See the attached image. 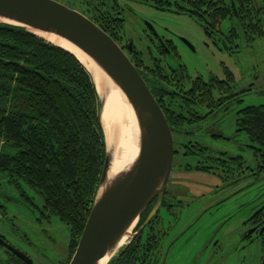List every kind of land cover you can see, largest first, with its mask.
Instances as JSON below:
<instances>
[{"label":"trees","instance_id":"obj_1","mask_svg":"<svg viewBox=\"0 0 264 264\" xmlns=\"http://www.w3.org/2000/svg\"><path fill=\"white\" fill-rule=\"evenodd\" d=\"M227 4L223 0H196L192 18L211 36L210 29L229 18ZM207 5L211 6L209 12H205ZM252 9L248 16L240 15L238 23L244 24L242 29L236 34H223L224 40L237 41L239 48L243 37L248 43L264 39L263 2L253 3ZM84 14L113 38L114 34L100 25L103 18L90 11ZM115 27L117 32L124 30L125 23ZM146 49L131 59L155 96V88L162 86L160 93L170 88L168 85L174 83L170 79H178V73L187 89V106L190 99H196L191 104L215 110L225 101L242 103L243 95L253 90L251 87L239 91L235 75L227 68L225 79L213 78L212 86L202 77L193 80L182 71L170 72L154 63L156 54L151 45ZM226 50L234 53L233 47ZM189 113L193 112L187 110ZM238 116L239 132L247 134L264 166V105L247 107ZM106 156L102 102L86 67L72 53L27 29L0 25V175L15 189L21 191L24 184L42 196L44 206L40 210L49 223L58 218L70 227L64 264H70L78 248L96 200ZM136 256L132 254L134 262ZM123 260L121 257L112 264H127ZM17 264L22 262L17 259Z\"/></svg>","mask_w":264,"mask_h":264},{"label":"rangeland","instance_id":"obj_2","mask_svg":"<svg viewBox=\"0 0 264 264\" xmlns=\"http://www.w3.org/2000/svg\"><path fill=\"white\" fill-rule=\"evenodd\" d=\"M135 12V15L132 13L127 15L125 35L127 38L135 39L139 50L146 52L149 43L144 31L152 28L159 37L175 44L181 63L185 65L192 78L203 77L209 80L212 76H217L222 79L225 78L224 68L228 67L235 75L239 91L254 88L249 95L243 97L242 103L232 106L229 112L218 113L216 119L221 122L219 127L224 134V139H213L209 135L198 132L196 135L187 136V142L190 140L200 142L202 146L208 148L210 154L243 157L248 165L258 170L254 156L255 146L245 132L237 133V121L239 111L250 106L264 105V39H257L250 44L246 40L243 43L241 41L239 48H236L240 52L231 54L221 43L216 46L213 43L214 40L207 36L202 26L192 17L157 11L144 5H136ZM229 24L228 20L222 24V30L225 33L229 30ZM145 58H147L146 54ZM172 65L177 67L178 63L172 62ZM200 112L206 114L207 110L200 109ZM211 122L208 121L206 125ZM206 125L204 124V128ZM258 174L262 180L254 185L252 193L227 205L231 208L230 213L235 214L241 210L232 221L234 224L227 230L219 229L220 225H218L226 217L227 212L221 211L213 216H207L208 214L203 216L204 207L207 205H202L200 202L205 194L208 196L204 202L213 200L209 195H211L212 186L218 183L204 177L208 175L199 176L198 174L193 175L191 181L187 182V175H184L181 184L174 191L180 190L184 194L191 191L192 196L197 197L200 203L194 201L190 203V207L176 213L180 217L167 241L174 242L176 239L178 241H175L174 246L167 251L165 264H207L210 257L208 242L212 236L220 233L218 238H221L242 228L252 209L259 207L258 204L264 200V191L261 190V185L264 183V170H260ZM226 196L227 194L222 198ZM179 199L185 205L187 201H191L187 200V195ZM0 206V233L7 237L12 246L30 256L35 264L66 262L71 235L70 227L58 218H53L50 224L42 218L39 210L44 206L42 196L24 184L21 191L17 190L8 185L7 179L0 175ZM181 235L183 236L179 239ZM239 240L240 237L235 236L234 247L230 245L226 247L229 257L225 260L232 258L233 261L229 264H259L258 244L249 246L243 252L232 253V249H237L241 245ZM227 241L224 240V242ZM164 245L166 248L168 243ZM5 253V250L0 248V264L1 259L6 256ZM225 260L220 261L219 264H226Z\"/></svg>","mask_w":264,"mask_h":264},{"label":"flooded vegetation","instance_id":"obj_3","mask_svg":"<svg viewBox=\"0 0 264 264\" xmlns=\"http://www.w3.org/2000/svg\"><path fill=\"white\" fill-rule=\"evenodd\" d=\"M57 1L83 14L87 13V11H90L92 15L103 18L104 20L100 25L108 29L107 31H109L111 35L114 34L113 39L125 51L129 58H132L134 54L140 55L141 53L138 49L139 47L136 44L135 39L127 38L125 33L127 26V15L128 13H132L133 15L136 14V5H144L157 11H164L169 13L173 12L178 15L192 17V11H194V5L192 4H194L196 0H91L92 4L90 2L84 3L82 2L83 0H62L65 1L64 3L61 0ZM223 1H227L228 3L227 5L229 18L227 20L230 23L228 32L225 33L222 30V24L224 21H222L221 25H218L216 29H210V33L212 32L211 36L206 32L204 26L201 24L200 25L204 29L207 36L214 40L213 43L216 44V46H219V43H221V45H224L225 48L233 47V54H237L240 52V50L236 49L238 48V44H236L237 41H226L224 40L223 34L229 35V33H231L232 31H234L235 34L238 33L240 29H242L241 25L244 26V24L238 23L241 17L240 15H242V17L248 16L250 14V11L253 10V3L256 4L258 0ZM260 1H262L264 4V0ZM210 7L211 6L207 5V7L205 8V12H209ZM105 11L107 12V15H104ZM230 19H236L235 22L237 24H234L235 22L231 21ZM123 22L125 23V28L124 30L118 31L120 32L118 33L115 26ZM102 23H105L106 26ZM110 23L115 26H112ZM97 25L99 26V24ZM144 33L148 38V46L151 45L154 49V54H156V59L154 62L155 64H161L165 66L168 70H170V72L178 70L182 71L184 76H190L186 70L185 65L181 63L178 49L172 41H168L165 38L159 37L157 32H155V30L152 28L151 30L147 29V31H144ZM243 41L245 40H242V43ZM139 42L141 43V41ZM172 62L178 63V66L175 67L174 65H172ZM226 68L229 69L228 67ZM178 75L180 74L178 73L175 75L178 79H176L175 77L170 79V82H174L171 85H168L165 81L163 82L170 88H164L163 92L160 93L162 86L159 85L157 86V88H155L157 89V96L153 94L159 102L161 108L163 106L164 109L168 112L170 117L166 116V118L167 120L169 119L168 122L173 127L172 131L175 141V161L171 181L160 211L154 217L151 223L131 244V246L135 244V248L128 251V249L131 247L130 246L126 251L127 253L125 252L122 256L124 259L123 261L127 264H165L167 251L174 246L175 241H178L177 239L174 240V242L171 240L167 241L169 240L167 238L170 236V232L173 226L176 225L180 217L176 213L181 212L186 207H190V203H194V201L198 203L202 202V205H207V207H204L205 210H203V212L205 211V213L203 216H206L207 214V216H213L214 214H218L221 211H226V217H224V219H222L221 222L218 223V225H220L219 229L227 230L234 224V222L232 221L238 215L239 211H241L238 210V212H235V214L230 213L231 211L229 209L231 208H228L227 205L234 201H238L237 199L245 197L252 193L254 185L260 183L262 180L259 176L260 174L258 173L260 170H264V166L261 160L256 157V152L254 156L259 167L258 170L248 165L243 157H233L225 154H210L208 152V148L206 146H202L200 142L191 140L187 142V136L196 135L198 132L203 135H209L213 139H224V134L219 127L221 122L216 119L217 115L221 111H226L225 109L230 111L232 106L239 103L230 104L231 101H225L222 104L216 105L215 107L217 109L212 110L207 106L191 104L196 99H190L189 101L191 103H189V105L187 106V89L183 88L185 87V85L181 82V78L178 77ZM197 78L192 79L196 80ZM213 78H217L220 80L225 79H221L217 76H212L209 80H204L208 81L210 83V86H212ZM252 89L254 88L252 87ZM252 91L247 92L243 96L249 95V93H251ZM213 92L214 94H216L215 91ZM215 96H218V94H216ZM241 100L243 102V97L241 98ZM200 109H206L207 113L202 114L200 112ZM187 110H190V112L193 113L187 114ZM194 113H198L199 116L192 117L191 115ZM208 121L212 122L206 125ZM204 124L206 125L205 128ZM237 133H242L239 132V128ZM197 174L199 176L208 175L204 177L210 178L212 179V181L218 183L212 186L211 195H209L212 196L211 199L213 200H207V202H204V199L208 196L206 194L202 196V201H200L197 197L192 196L191 191H187L185 192V194L180 190L174 191L177 186L181 184L182 180L184 179V175H187L188 182V180L191 181L193 175ZM261 190L264 191V183L261 185ZM225 194H227V196L223 199L222 196ZM186 195L187 200H191L187 201V205H185L184 202L180 201L179 199V197ZM155 204L156 202H154L145 213V215L147 214V217L151 213ZM258 205L259 207L252 209V213L249 214L248 218L243 223L242 228L228 233L226 236L224 235L221 238H218L220 233L212 236V238L208 242L210 257L207 261V264H219L220 261H223L226 257H229V253H226V247L229 245L234 247L235 236L240 237L239 243H241V245L239 246V248L237 247V249H232V253H234L235 251H237V253L240 251L243 252L248 249L249 246L258 244L260 247V250L257 254V256L259 257L258 261L259 264H264V200ZM44 220L47 221L46 219ZM47 223L49 222L47 221ZM182 236L183 235H181L179 239ZM0 239H2L6 244L11 246L15 250L31 259L30 256L12 246L4 234L0 233ZM224 240L228 241L224 242ZM167 243L168 246L165 248L164 244ZM0 248L4 249L6 252V256L1 259V264H17V259L22 262V264H26L21 258L8 250L5 246L0 244ZM132 254L134 255V257L137 254L135 262L132 260ZM231 261H233L232 258L227 260L226 264H229V262ZM33 263L35 264L34 261Z\"/></svg>","mask_w":264,"mask_h":264},{"label":"water","instance_id":"obj_4","mask_svg":"<svg viewBox=\"0 0 264 264\" xmlns=\"http://www.w3.org/2000/svg\"><path fill=\"white\" fill-rule=\"evenodd\" d=\"M0 25L27 29L42 38L56 36L70 43L109 78L134 110L139 152L111 177L118 148L111 150L106 140L107 156L96 200L70 264H101L106 258L108 264L117 262L158 214L170 184L175 141L166 115L125 51L85 14L57 0H0ZM88 71L102 102L103 117L111 94L102 82L97 83V75ZM0 244L26 264H34L2 239Z\"/></svg>","mask_w":264,"mask_h":264},{"label":"bare ground","instance_id":"obj_5","mask_svg":"<svg viewBox=\"0 0 264 264\" xmlns=\"http://www.w3.org/2000/svg\"><path fill=\"white\" fill-rule=\"evenodd\" d=\"M43 37L48 42L75 54L88 70H91L97 75V83L102 82L106 88H109L111 96L105 107L102 119L107 145L111 150L118 148V154L111 170V177H114L127 164L132 162L139 152V131L134 110L128 104L120 90L115 88L109 78L88 57L70 43L56 36L43 35ZM98 89L101 91L99 86ZM108 262L109 258H106L101 264H108Z\"/></svg>","mask_w":264,"mask_h":264}]
</instances>
